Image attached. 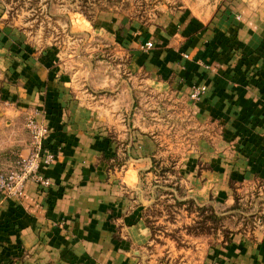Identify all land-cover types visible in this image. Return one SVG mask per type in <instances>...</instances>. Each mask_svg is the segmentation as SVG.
Wrapping results in <instances>:
<instances>
[{"label":"crops","instance_id":"crops-1","mask_svg":"<svg viewBox=\"0 0 264 264\" xmlns=\"http://www.w3.org/2000/svg\"><path fill=\"white\" fill-rule=\"evenodd\" d=\"M2 10L0 115L45 124L55 159L40 169L49 188L28 181L21 200L0 201V264H152L154 192L230 208L264 191V0H197L147 26L107 22L103 62L119 64L117 79L107 65L79 79L20 52ZM164 132L182 133L184 154L161 153ZM20 145L18 158L28 136ZM199 264H264V224L209 244Z\"/></svg>","mask_w":264,"mask_h":264},{"label":"rangeland","instance_id":"rangeland-1","mask_svg":"<svg viewBox=\"0 0 264 264\" xmlns=\"http://www.w3.org/2000/svg\"><path fill=\"white\" fill-rule=\"evenodd\" d=\"M201 1L204 0H199ZM0 2L2 13L6 15L4 22L17 31L20 52L44 54L51 60L50 62L65 67L69 73L79 74V79L86 76L90 67L91 70L95 68L93 73L98 69L102 72L104 68L99 67L105 65L110 70L111 77L118 78L119 64L110 59L108 64L103 62L108 59L107 56L112 55L108 47L104 46L105 42L102 40L106 36L100 29L107 22L123 18L137 20L141 25L147 26L163 9L197 4V0H0ZM7 103L10 105L12 102ZM24 118L18 115L9 117L8 114L2 118L0 115V170L8 168L17 160L21 148L20 140L26 139L27 136L29 139ZM163 136L161 153L164 156L170 158L185 153L187 147L185 142H182V133L173 137L172 133L164 132ZM161 193L154 192L153 199L156 201L145 210V216L151 223L150 227L155 235L149 250V260L152 264H199L202 253L209 244L221 238L225 240L226 236L236 231L251 232L257 225L264 224V191L257 190L253 195L249 191L239 194L234 210L224 205L207 204L206 211L201 214L197 213L196 207L189 204L174 206V200L170 196L157 199ZM256 194L260 195L255 196ZM209 217H216L219 220L213 222L211 219L208 220Z\"/></svg>","mask_w":264,"mask_h":264},{"label":"built area","instance_id":"built-area-1","mask_svg":"<svg viewBox=\"0 0 264 264\" xmlns=\"http://www.w3.org/2000/svg\"><path fill=\"white\" fill-rule=\"evenodd\" d=\"M151 48V43L141 46L142 50ZM203 92L204 87L194 88L190 95L191 100L197 101ZM25 129L29 135V153L25 157L18 158L8 168L0 170V201L21 200L28 181L43 189L50 186L49 180L40 172L42 166L51 165L55 159V153L46 145L49 129L33 115L25 118Z\"/></svg>","mask_w":264,"mask_h":264},{"label":"trees","instance_id":"trees-1","mask_svg":"<svg viewBox=\"0 0 264 264\" xmlns=\"http://www.w3.org/2000/svg\"><path fill=\"white\" fill-rule=\"evenodd\" d=\"M159 192H160V191H159ZM176 192H177L178 194H180V196H182L181 190H180L179 188H177V187H176ZM170 195H171V197H172L173 200H174V206L180 207V206H184L185 204H189V205H191V206L196 207V209H197V213H200V214H201V212L204 213V212L206 211V206H198V205H196V204L194 203V201L191 200V199H189V200H182V201H181V200H179L178 198L174 197L171 193H170ZM237 199H238V198L235 197V202H234L233 206L230 207L231 210H234V209H235V207H236V205H237V203H238V200H237ZM204 219L206 220L207 217H204ZM209 219H211L213 222H214V221L216 222V221L219 220V218H216V217H209L208 220H209ZM205 220H204V223H206ZM208 220H207V221H208ZM145 222L147 223V225H149V223H150L148 220H146ZM150 224H151V223H150ZM149 228L151 229L150 225H149ZM208 231H209V228H208ZM151 232H153L152 229H151ZM227 237H228V236H226L225 239H227Z\"/></svg>","mask_w":264,"mask_h":264}]
</instances>
